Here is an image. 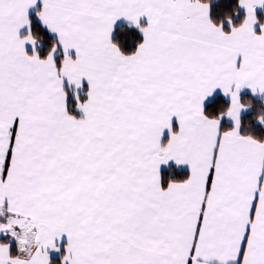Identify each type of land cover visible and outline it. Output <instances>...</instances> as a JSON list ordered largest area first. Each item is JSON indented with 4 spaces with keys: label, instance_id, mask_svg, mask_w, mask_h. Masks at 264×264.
<instances>
[{
    "label": "snow or ice",
    "instance_id": "obj_1",
    "mask_svg": "<svg viewBox=\"0 0 264 264\" xmlns=\"http://www.w3.org/2000/svg\"><path fill=\"white\" fill-rule=\"evenodd\" d=\"M258 9L0 0V264H264Z\"/></svg>",
    "mask_w": 264,
    "mask_h": 264
},
{
    "label": "trees",
    "instance_id": "obj_2",
    "mask_svg": "<svg viewBox=\"0 0 264 264\" xmlns=\"http://www.w3.org/2000/svg\"><path fill=\"white\" fill-rule=\"evenodd\" d=\"M222 2H223V0H212L213 4H218V3H222ZM217 11H223V9H217ZM259 15H261V14H259ZM242 95H248V93L247 92H243ZM247 99H248V97H245V100H247ZM258 106H259V101H255L253 108L250 110V112L248 114H246L247 118L250 119L251 116L255 114L256 109H257ZM182 174H183V170L182 169H179V168L175 169L176 178H180V176ZM53 258L55 260V259H57V256L53 255Z\"/></svg>",
    "mask_w": 264,
    "mask_h": 264
},
{
    "label": "crops",
    "instance_id": "obj_3",
    "mask_svg": "<svg viewBox=\"0 0 264 264\" xmlns=\"http://www.w3.org/2000/svg\"><path fill=\"white\" fill-rule=\"evenodd\" d=\"M257 14L258 15L261 14L262 16H264V13H261L259 9L257 10ZM120 23L124 24L123 21H121ZM244 92H247V90H245ZM215 95H219V90H217V92L215 93ZM221 95H222V93H221ZM165 135H166V133H165ZM179 169H182L183 170V168H179Z\"/></svg>",
    "mask_w": 264,
    "mask_h": 264
},
{
    "label": "rangeland",
    "instance_id": "obj_4",
    "mask_svg": "<svg viewBox=\"0 0 264 264\" xmlns=\"http://www.w3.org/2000/svg\"><path fill=\"white\" fill-rule=\"evenodd\" d=\"M53 255H55V254H53Z\"/></svg>",
    "mask_w": 264,
    "mask_h": 264
}]
</instances>
